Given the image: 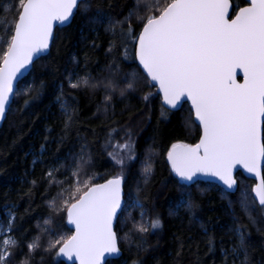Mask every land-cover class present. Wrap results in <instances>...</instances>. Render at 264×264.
<instances>
[{
	"label": "trees",
	"instance_id": "obj_1",
	"mask_svg": "<svg viewBox=\"0 0 264 264\" xmlns=\"http://www.w3.org/2000/svg\"><path fill=\"white\" fill-rule=\"evenodd\" d=\"M173 1L86 0L90 7L80 5L70 25L56 29L50 53L19 83L0 128V218L8 221L7 212L15 217L13 260L65 264L57 252L72 235L68 206L91 186L121 175L124 206L116 233L122 256L107 264H264V209L254 200V182L239 174L238 191L229 194L215 184L177 181L168 152L174 144H196L200 128L188 104L179 111L163 107L136 62L137 42L120 38L128 29L138 36L147 18L159 16ZM231 2L235 12L247 5ZM15 9L16 0H0V28L15 22ZM97 13L119 21L115 35L107 23L97 22ZM2 62L0 56V67ZM84 77L87 86L70 87ZM102 83L104 88H94ZM121 158L123 165L116 163ZM77 165L78 177L73 176ZM146 165L152 169L147 177ZM77 180H87V187L76 190ZM189 198L193 208H177ZM134 200L139 205L128 212ZM49 218L60 233L52 244L46 235L39 243L38 226ZM157 218L161 227L153 229ZM141 226L148 230L140 231ZM33 242L37 247L30 250Z\"/></svg>",
	"mask_w": 264,
	"mask_h": 264
},
{
	"label": "snow or ice",
	"instance_id": "obj_2",
	"mask_svg": "<svg viewBox=\"0 0 264 264\" xmlns=\"http://www.w3.org/2000/svg\"><path fill=\"white\" fill-rule=\"evenodd\" d=\"M249 4L229 19L230 0H174L158 18L148 17L138 36L133 37L131 29L119 34L122 41L134 39L138 43L139 63L148 77L158 82L164 103L177 109L182 98L191 100L202 125L199 143L174 144L168 152L171 168L182 181L191 182L199 173L218 178L233 190L237 164L260 176L259 161L264 158V143L260 140L264 118V0H249ZM78 5L90 7L86 0H16L15 22L0 28V118L9 103L13 80L36 54L48 49L54 22L63 24ZM96 20L107 23V30L115 35L119 21H108L99 13ZM237 69L242 70V84L236 81ZM88 83L84 77L70 82V87ZM127 86L132 88L133 84ZM64 110L70 117L66 105ZM116 163L123 165L124 160L117 159ZM80 168L77 165L73 176L80 175ZM151 171V165L144 167L146 177ZM48 175L51 177L52 172ZM122 180L117 175L106 183L95 184L68 206V222L75 226V234L66 238L58 255L69 260L75 257L80 264H101L105 253L119 252L113 224L122 210ZM87 185V180H77L74 188ZM252 191L264 209V178ZM180 207L191 209L194 205L189 198L177 205ZM14 219L9 212L8 224L0 225V237L11 231ZM150 227H161L160 220H152ZM147 230L140 227V231ZM237 234L243 243L244 232L239 227ZM15 246L11 235L0 239V264L7 259L9 248ZM28 247L31 250L37 244Z\"/></svg>",
	"mask_w": 264,
	"mask_h": 264
},
{
	"label": "water",
	"instance_id": "obj_3",
	"mask_svg": "<svg viewBox=\"0 0 264 264\" xmlns=\"http://www.w3.org/2000/svg\"><path fill=\"white\" fill-rule=\"evenodd\" d=\"M173 2H174V1H173ZM246 2H247V5L244 6V7H248V6H250V4H249V0H246ZM230 5H231V7L229 8L228 17H229V19H233V18L235 17V11H234L233 3L231 2V0H230ZM79 6H80V5H78L77 9L73 11L72 16L69 17V19H68L67 21H65L63 24H60L59 22H54V25H53V31H52V37H51V39H50V41H49L48 49H47L46 51L42 52V53H38V54H36V55L33 57V61H32V63H31L26 69H21V73H22V74H18V75H17V78H16L15 80H13V82H12V89H13V91H12L10 97H9V103H8V105L6 106V111H5V113H4V116H3V118H0V128H1L2 125L4 124V122H5V120H6L7 116H8V113H9V111H10V109H11V106H12V104H13L14 97H15V94H16V91H17V88H18L19 83H20L21 81H23V80L29 75V73H30L31 70H32V67H33L34 63H35L37 60H39L41 57L47 56V55L50 53V50H51V48H52V44H53V41H54V34H55L56 29H57L58 27H66V26L70 25V23L72 22L73 17H74V15H75L76 11L78 10ZM161 14H162V13H161ZM161 14H160V15H161ZM158 17H159V16H157V18H158ZM141 31H142V30H141ZM140 33H141V32H140ZM136 62H137V64H138L139 68L141 69V71L144 73V75L149 79L151 85H152L153 87L156 88L158 95L161 97L162 105H163L164 108H166V109H168V110H171V111H179L180 109H182V107H183L185 104H188V105H189V107H190V109H191V111H192V113H193L194 121H195L196 125L199 126L200 131H201L200 138H199V140H198V142H197V143H199L200 140L202 139V136H203V128H202V125L200 124V122L196 119L195 111H194V108H193V106H192L191 100H189V99H187V98H182L181 101H180V105H179V107H178L177 109H172V108H170V106H168V105H166V104L164 103V100H163V92H162V90L159 89V84H158V82H154V81H152L151 78L148 77V75H147L146 71L143 69L142 65H140V63H139V59H138V43H136ZM1 67H3V62H2V64H1ZM236 81H237V83H241V84L244 82V80H243V73H242V70H240V69H237V70H236ZM260 140H261V143H264V118H261V124H260ZM197 143H196V144H197ZM180 144H182V143H180ZM196 144H194V145H196ZM185 145H189V144H185ZM194 145H192V146H194ZM170 150H171V149H170ZM167 164H168L169 168L171 169V172H172L173 176H174V177L177 179V181H178L180 184H182V185H185V186H192V185H194V184H196V183H198V182L211 183V184H215V185H217L218 187H220L222 190H224L225 192H227V193H229V194H235V193H237L238 188H239V181H238V179H237V176H238L239 174H241L244 178H246V179H248V180H250V181H253V182H254V188H255V186H256L257 184H259L260 179H261V178H264V158H261L260 161H259V172H260V176H259V177L256 176V175L253 174V173H249V172L247 171V169L244 168V167H243L242 165H240V164H237V165L234 167V169H233V177H234L235 180H236V186H235V188H234L233 190H228V189L222 184V182L218 180V178L211 177V176H204V175L199 174V173L197 174L196 177H194L193 181H191V182L182 181V180H180V178H179V177L174 173V171L172 170V168H171V162L168 160V155H167ZM110 179H112V178H110ZM108 180H109V179H107V180H105V181H103V182H101V183H99V184L106 183ZM91 187H92V186H91ZM121 187H122V208H123V206H124V179L122 180V185H121ZM254 188H253V189H254ZM253 193H254V192H253ZM254 199H255L257 205L260 206V205L258 204L257 199L255 198V193H254ZM74 203H75V202H74ZM120 213H121V211H119V212L117 213V219L114 221V224H113V230L115 231V233H116V224H117L118 218H119V216H120ZM66 226L68 227V229H70V230L73 232L72 235H74V234H75V226L72 225V224H70V223L68 222L67 213H66ZM116 237H117V233H116ZM62 246H63V245H62ZM62 246H61V247H62ZM117 247H118V249H119V252H118V253H111V254H110V253H105V254H104V257L102 258L101 264H107L109 261H113V260L119 259V258L122 256V251H121L120 246H119L118 237H117ZM58 256H59L60 260L63 261L65 264H80L79 260H78L77 258H75V257H73L71 260H69L67 257H65V256L62 255V254H60V255H58Z\"/></svg>",
	"mask_w": 264,
	"mask_h": 264
},
{
	"label": "rangeland",
	"instance_id": "obj_4",
	"mask_svg": "<svg viewBox=\"0 0 264 264\" xmlns=\"http://www.w3.org/2000/svg\"><path fill=\"white\" fill-rule=\"evenodd\" d=\"M99 87V86H103V88H104V85H103V83L102 84H95L94 85V88H96V87ZM125 170H120V172H124ZM253 195H254V193H253ZM255 200V199H254ZM256 202V201H255ZM139 205L138 203H137V200H134L133 201V203H132V201L128 204V206H127V211L128 212H130V209L132 208V206H134V205ZM257 204V203H256ZM58 208L59 209H61V207L60 206H58ZM8 213L9 212H7V220H8ZM46 221H47V223H46ZM45 221V225L44 226H38L39 227V229H40V231H41V227H42V234H39V236H38V242L40 243V242H46V240H47V237L49 238V240L51 241V244H52V240H53V238L54 237H56V235L58 234V233H60V229H59V227L55 224V219H53V218H49L48 220H46ZM8 222H9V220L8 221H4L2 218H0V225H6V224H8ZM12 234V223H11V231L10 232H8V233H6L4 236H2V237H0V239H6L7 238V236L8 235H11ZM72 234H73V232H72ZM47 237H46V236ZM12 236V235H11ZM72 236V235H71ZM15 249H16V246L15 247H10L9 248V255L7 256V259L4 261V264H24L23 262H19V261H16V260H13L12 259V257H13V254H14V252H15Z\"/></svg>",
	"mask_w": 264,
	"mask_h": 264
}]
</instances>
